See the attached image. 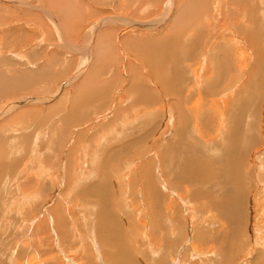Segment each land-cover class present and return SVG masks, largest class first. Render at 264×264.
I'll return each instance as SVG.
<instances>
[{
    "label": "rangeland",
    "instance_id": "374dc122",
    "mask_svg": "<svg viewBox=\"0 0 264 264\" xmlns=\"http://www.w3.org/2000/svg\"><path fill=\"white\" fill-rule=\"evenodd\" d=\"M242 32L263 50L246 74L228 68V50L247 49ZM207 65L201 86L191 72ZM263 65L264 0H0V264H264V243L243 245L240 221L214 222L263 204L264 169L250 162L264 147ZM221 89L229 122L206 114L203 141L190 126L179 138L162 113L138 119L152 92L171 110L178 92L205 106ZM160 155L194 180L162 186ZM183 190L206 199L184 203ZM203 201L216 205L211 222L209 209L189 215Z\"/></svg>",
    "mask_w": 264,
    "mask_h": 264
},
{
    "label": "bare ground",
    "instance_id": "6f19581e",
    "mask_svg": "<svg viewBox=\"0 0 264 264\" xmlns=\"http://www.w3.org/2000/svg\"><path fill=\"white\" fill-rule=\"evenodd\" d=\"M226 19H227V17H226ZM225 19V20H226ZM254 22V21H253ZM247 25H249V24H247ZM250 29V28H249ZM174 30V29H173ZM240 31V30H239ZM252 32V31H251ZM243 33V32H242ZM233 34V33H232ZM240 34H241V31H240ZM244 34V33H243ZM248 34V33H247ZM237 35V34H236ZM244 38H243V40L240 38V37H238L237 36V38L240 40L239 42L240 43H242V44H246L247 45V49H245V48H243L242 50H234V51H232V50H228V55L227 56H229V58L231 59V62L229 63V65L228 66H230V67H228V68H234V70L235 71H238V72H240V70L242 71V73L243 74H246V72L248 71V69H249V65H250V63L252 64V63H257L256 65H255V67H259L260 65H261V61H259V59H260V57H261V53L260 52H262L263 53V50L261 51V50H259L257 47H259L260 45H258V43H257V41H256V39L254 38V37H252V38H249V37H247V35L245 36V34L244 35H242ZM235 38H236V36H235ZM238 41V40H237ZM234 42V41H233ZM233 42L231 43V44H233ZM239 42H236L235 41V45L237 44H239ZM239 46V45H238ZM243 46V45H242ZM237 47V46H236ZM258 52H259V54H258ZM227 54V53H226ZM254 57L255 59L257 58L258 59V61H256V62H254V60H252V58H250V57ZM253 58V59H254ZM213 59H214V57H213ZM261 60V59H260ZM263 61V60H262ZM204 64V63H203ZM214 66V65H213ZM251 66V65H250ZM264 66V65H263ZM202 67V66H201ZM223 68H225V67H223ZM246 69H247V71H246ZM252 70H251V73H250V77L251 76H253L254 75V67H252L251 68ZM197 70H199L198 68H196V69H194V71H192L191 73H192V78H193V80H198V82H196V83H198V84H200L201 86L203 85V83L205 82V81H209L210 79H212V77H213V74H212V69L210 68V66L209 65H207V67H206V69L204 70V72H203V75H200V73H199V71H197ZM223 70V69H222ZM227 70V69H226ZM231 70V69H230ZM229 70V71H230ZM220 72H222L221 70H220ZM231 73V72H230ZM218 74V73H217ZM223 74H221L220 76H222ZM224 76V75H223ZM234 79V77L232 76L231 78H229V75H227L223 80H221V82H226V83H230L231 81H234L233 80ZM202 80V81H201ZM194 83V82H193ZM211 83V82H210ZM218 83H220V80L218 81ZM233 83V82H232ZM209 84V83H208ZM220 85H221V83H220ZM148 88V87H147ZM189 88V87H188ZM243 89H244V87H242ZM190 90V89H189ZM193 90V89H192ZM207 90V89H206ZM224 90L225 89H221L219 92H217V93H214V94H212L211 96L213 97L212 99H211V101L209 102L208 101V103H207V105H203L202 104V96H199V99L197 100V101H195V102H193V105L190 103V96H191V93L190 92H187V94H184L183 92H182V94L181 93H177V94H175V95H173V99H174V101L175 102H173L172 103V108H178L177 106H176V103H180V107L178 108V109H176V110H174V112H173V110H172V108H171V110H170V107H171V105H168V104H166V105H163V103L161 104V107L160 108H156L155 107V105H160V103H159V98H158V95H157V93L156 92H152V95H151V97L148 99V103H149V105H147L141 112H142V114H139V116H138V119H139V121L141 120V122H140V124L142 123L143 124V126H144V124H145V122L144 121H146L145 120V118L147 117V121H146V125H148V123H149V121L152 119V121H153V123H154V119H155V117L157 116V115H159V114H163L164 116H165V118H168L169 120H170V122H171V118H172V120H173V122H174V126H175V131H176V135L179 137V138H181L182 136H180L181 134H180V130H182V131H184V129L185 128H187V126H190L191 127V132L193 131V133H194V135L197 137V139L199 140V139H204V138H206V136H207V134H206V131H205V125H203V120H204V117H205V115L206 114H212V115H214V116H216L217 115V126H218V128H221V129H223V126H224V124H225V126H227V124H228V120H229V116H228V114L230 115V110H231V102L229 101V100H227V101H223V99H222V101H220L219 100V98L217 97V96H223V93H225L224 92ZM146 92V91H145ZM148 92V91H147ZM151 92V91H150ZM196 92V91H195ZM211 92V91H210ZM214 92V91H213ZM184 94V95H183ZM227 95V94H226ZM224 96V97H227V96ZM144 97V96H143ZM142 97V98H143ZM155 97H157L158 98V103H153V100H154V98ZM140 99V98H139ZM161 99V98H160ZM221 99V98H220ZM142 102V101H141ZM140 104V103H139ZM189 104H191V106L189 105ZM141 105V104H140ZM158 105H157V107H158ZM201 105H203V107L201 106ZM264 107V106H263ZM140 112V113H141ZM172 113H173V116H172ZM226 113H227V115H226ZM262 114V113H261ZM154 118V119H153ZM231 118V117H230ZM263 118V117H262ZM157 119V118H156ZM164 119V118H163ZM177 121V123H176V121ZM126 120V119H125ZM158 121L160 120V118L159 119H157ZM139 121H138V123H139ZM261 121V120H260ZM209 121H206V123H208ZM157 123V122H156ZM123 125V124H122ZM138 125V124H137ZM140 126V125H139ZM142 126V125H141ZM156 126V125H155ZM261 127V126H260ZM135 128V127H134ZM262 128V127H261ZM148 129H150V128H148ZM147 132H148V130L147 129H145ZM145 130H144V132H145ZM151 131V129L149 130V132ZM189 131H190V129H189ZM218 131V135H219V133H221V131L218 129L217 130ZM226 131H228V130H226ZM262 131V130H261ZM229 133V132H228ZM231 133V132H230ZM144 134V133H143ZM151 134V133H150ZM188 134V133H187ZM186 134V135H187ZM232 135V134H231ZM148 136V135H147ZM145 137L146 138V140L148 139V137ZM157 137L156 138H158V136L159 135H156ZM164 136V135H163ZM162 136V137H163ZM188 136H190V137H192V133H191V135H188ZM195 136H193V137H195ZM185 137V136H184ZM187 137V136H186ZM189 137V138H190ZM210 137H211V140H214V135H210ZM215 137H217V134L215 135ZM145 138H143V140L145 139ZM156 138H154L153 139V141L152 142H154L155 141V139ZM137 139H139V138H137ZM136 139V140H137ZM196 139V138H195ZM135 140V141H136ZM162 140V139H161ZM183 140H184V138H183ZM183 140H182V142H183ZM188 140V139H187ZM192 140V139H191ZM191 140H189V141H191ZM134 141V143H136ZM142 141V140H141ZM203 141V140H202ZM201 141V142H202ZM173 142V141H172ZM176 142V141H175ZM208 142H209V140H208ZM211 142H213V141H211ZM174 143V142H173ZM190 143V142H189ZM196 143H197V141H196ZM203 143V142H202ZM264 143V142H263ZM154 144V143H153ZM158 144V143H157ZM161 144H163V143H161ZM166 144V143H165ZM192 144V143H191ZM200 144V143H199ZM262 144V143H261ZM174 145V144H173ZM161 146V145H160ZM178 148V147H177ZM180 149V148H179ZM151 150V149H150ZM256 150V149H255ZM159 151V150H158ZM264 151V147L257 153V154H251V157H250V159L252 160V161H250L251 162V164L253 165V161H256V162H258V160H259V162L258 163H260L259 165H260V168H262V169H264V154H262V152ZM146 153V152H145ZM161 153V152H160ZM140 154V153H139ZM157 154V153H156ZM165 154V153H164ZM181 154V153H180ZM240 154V153H239ZM143 155V154H142ZM172 155V154H171ZM139 155H137L136 157H138ZM172 156H174V155H172ZM142 157V156H141ZM164 157H165V155H163V156H161L160 155V160H161V167L163 168V171H164V173L166 174L165 175V177H163V179H162V183H161V185L163 186L164 185V187L165 186H167V185H169V186H171V187H174V185H172V184H175L176 185V187H178V185L177 184H179V185H181L182 184V182L186 179V180H194V175L193 174H190V175H188V176H184L183 175V173H178L177 174V168H178V166H179V164H177V162H178V160H177V157H170L171 158V160H169L168 162H169V164H168V166L166 165V162H165V159H164ZM181 157V156H180ZM139 158V157H138ZM169 158V159H170ZM140 159V158H139ZM181 159V158H180ZM185 159H187V158H185ZM184 159V161H183V163L185 162L186 163V165H188L189 166V163H191L188 159H190L189 157H188V159L187 160H185ZM159 160V161H160ZM133 162L135 161V158H134V160H132ZM137 161V160H136ZM175 161H177L176 163H175ZM236 161H237V163H238V165L241 163V162H239L238 161V158L236 159ZM130 162V161H129ZM151 161H149L148 163H150ZM250 162H249V164H250ZM255 162V163H256ZM127 164V163H126ZM133 164V163H132ZM236 164V163H235ZM159 165V164H158ZM237 165V166H238ZM251 165V166H252ZM137 166V165H136ZM250 166V167H251ZM256 166V165H255ZM132 166L131 165H127V168H126V170H127V172H129V173H131V171L132 170H136V169H132L131 168ZM241 168H242V166H240V172H241ZM254 168V167H253ZM252 168V169H253ZM256 168V167H255ZM258 168V167H257ZM256 168V169H257ZM184 169V168H183ZM256 169H254V170H256ZM259 169V168H258ZM257 169V170H258ZM172 170H174V171H172ZM204 170V169H203ZM146 171V170H145ZM177 171V172H176ZM217 171V170H216ZM216 171H214V172H216ZM222 171H224V170H222ZM125 173H126V171H124ZM220 173H222V172H220ZM257 173V172H256ZM258 173H261V171L260 172H258ZM123 174V173H122ZM223 174V173H222ZM241 174H242V172H241ZM88 175V174H87ZM134 175V174H133ZM252 175V174H251ZM259 175V174H258ZM126 176V175H125ZM124 176V177H125ZM128 176V175H127ZM245 176V175H244ZM254 176V175H253ZM169 177H172L171 179L169 178ZM255 177H256V174H255ZM127 178H129V177H125V179H127ZM182 178H185V179H182ZM217 180H218V178L220 179L221 178V175L220 174H218V176L217 177H215ZM122 179V178H121ZM261 179V178H260ZM256 180V179H255ZM143 183L145 182V185H144V187H145V191H146V198H148L149 200H147V204H149L150 206H154L155 205V203H156V198L154 199V195H153V193H152V195H150V190H151V182L149 181V184H147L146 182H147V180H145V178L143 177ZM173 181V182H172ZM166 182L168 183V184H166ZM186 182V181H185ZM212 183V182H211ZM128 184V183H127ZM262 184V183H261ZM190 186V185H189ZM218 186H219V184H218ZM261 186V185H260ZM126 187H128V186H126ZM170 187V188H171ZM180 187V186H179ZM261 187H263V186H261ZM155 188V187H154ZM213 188V187H212ZM125 189H127V188H125ZM192 189V188H191ZM204 189V188H203ZM143 190V189H142ZM190 190V189H189ZM212 190V189H211ZM127 191V190H126ZM153 191V190H152ZM171 191V190H170ZM186 191V190H185ZM185 191L183 190V194H181V196L179 195V200H182L184 203H186L187 202V204H189V203H192V201H194V202H196V201H198V200H196V199H199V201H200V198H204V195H206L205 193L203 194V193H191V194H188V195H186V194H184L185 193ZM175 192H177V191H175ZM187 192H188V189H187ZM172 193H174L173 191H172ZM158 194V193H157ZM156 195V194H155ZM159 195V194H158ZM158 195H157V197H158ZM164 195V194H163ZM175 195V194H174ZM173 195V196H174ZM160 196V195H159ZM170 196V195H169ZM172 196V197H173ZM176 196H177V194H176ZM171 197V198H172ZM175 197V196H174ZM160 198H161V196H160ZM170 198V197H169ZM170 198V199H171ZM196 198V199H195ZM162 199V198H161ZM204 199H206V198H204ZM262 199V202H260V201H258V202H260V203H263L262 205H259L258 207H257V209L255 210V207L254 208H251L250 209V211L249 212H244V208H243V205L240 207V209L239 210H241V211H243L242 213L240 212V214L238 215L237 214V212H238V210H237V212L235 213V214H233L232 215V217H229V213L227 214V213H225L224 211V213L225 214H227V216L228 217H226L225 218V224L223 223V221H222V219L220 218V217H223V215H221L220 217H217V219L214 221V222H217L218 220H219V222L221 223V225H220V223H219V225H220V227H222L223 229L224 228H226V230H227V220L228 219H232L233 221L235 220V222H236V220H238V221H240L241 222V226H240V228H245L243 231H242V234H243V237H244V243H243V245L244 244H247V242H250V243H253V244H255V242H256V244H260V242H263L264 243V199H263V197L261 198ZM203 200V199H202ZM214 200V199H213ZM253 200V199H252ZM161 201V200H160ZM159 201V202H160ZM166 201V200H165ZM168 201V200H167ZM143 202V201H142ZM158 202V203H159ZM161 202H163V199H162V201ZM218 202V201H217ZM221 202H222V200H221ZM216 203V202H215ZM166 204V210H165V212L167 211V213L168 214H170V213H172V215H169V217L171 218V221H169V225H171V226H180V221L178 222V218H179V216H177L176 218H175V214L174 213H176V208H178V210L181 212V210H180V208L178 207V205L175 203L174 204V201H168V203H165ZM252 204V203H251ZM160 205H161V203H160ZM213 205H214V203H213ZM213 205H208V202H205V201H203V202H201V203H198V206L196 205L195 207L193 206L192 207V209H188L189 211V215L190 214H192L193 216H194V218L195 217H199V211L200 212H202L203 213V211L204 210H207V209H209L207 212H209V216H208V218H209V220H210V222L211 221H213V219H212V217L211 216H213V213H212V209H214L213 208ZM144 206H146V205H144ZM216 205H214V207H215ZM234 207V206H233ZM250 207V206H249ZM200 208V209H199ZM216 208V207H215ZM223 208V207H222ZM237 208V207H236ZM197 209H199V210H197ZM220 209V208H219ZM136 210H137V208L136 209H134L133 211H135L136 212ZM150 210V209H149ZM215 210V209H214ZM216 211H217V208H216ZM152 212V211H151ZM164 212V211H163ZM162 212V213H163ZM238 212V213H239ZM146 216H148L149 217V214H148V211L146 210ZM201 213V214H202ZM215 213V212H214ZM154 214V213H153ZM220 214V213H219ZM223 214V213H222ZM237 214V215H236ZM245 214H246V216H245ZM216 215V214H215ZM142 216V215H141ZM154 216V215H153ZM218 216V215H217ZM148 217H147V219H148ZM152 217V216H151ZM224 218V217H223ZM180 219V218H179ZM122 220V219H121ZM151 220H152V218H151ZM174 220V221H173ZM247 220V221H246ZM143 221V220H142ZM202 221V220H201ZM208 222V221H207ZM245 222H246V225H245ZM143 227H147L148 226V224L144 221L143 223ZM181 224H182V218H181ZM195 224V223H194ZM218 225V224H217ZM126 226V225H125ZM190 226V225H189ZM101 228V227H100ZM99 228V229H100ZM171 228V227H170ZM123 229V228H122ZM177 229L178 228H176V230H175V228L173 229L172 228V232L175 230L176 232H177ZM91 231V230H90ZM171 232V233H172ZM223 232V231H222ZM100 235V234H99ZM116 235V234H115ZM145 235H147L146 233H145ZM178 235V234H177ZM212 235V234H211ZM216 236V235H215ZM148 237V236H147ZM217 237V236H216ZM223 237V236H222ZM121 238V237H120ZM145 238V237H144ZM198 238V237H197ZM211 238H213L212 236H211ZM211 238H210V241H212L211 240ZM219 238V237H218ZM221 238V237H220ZM196 239V238H195ZM103 240V239H102ZM123 240V239H122ZM149 240V239H148ZM174 240H175V238H174ZM246 240V241H245ZM256 240V241H255ZM222 240H220V242H221ZM217 242V241H216ZM215 242V243H216ZM195 243V242H194ZM209 243V242H208ZM104 244H105V240H104ZM158 244V243H157ZM197 244V243H196ZM203 244V243H202ZM202 244H201V247H202ZM221 244V243H220ZM255 244V245H256ZM193 245V244H192ZM204 245V244H203ZM205 245H207V244H205ZM257 246V245H256ZM261 246V245H260ZM106 247V246H105ZM138 247V246H137ZM158 247V246H157ZM252 247V246H251ZM254 247V246H253ZM259 247V246H258ZM257 247V249H259ZM127 248V247H126ZM151 248V247H150ZM260 248H262V246L260 247ZM157 249V248H156ZM130 250V249H129ZM208 251H210V252H212V250H213V248H211V249H207ZM262 250V249H261ZM107 251V250H106ZM158 251V250H157ZM215 251V250H214ZM108 252V251H107ZM107 252H105V253H107ZM126 254V253H125ZM158 254V253H157ZM212 254V253H211ZM214 254V253H213ZM212 254V255H213ZM263 253L262 252H259L258 253V255L260 256V255H262ZM118 255V254H117ZM173 255V254H172ZM199 255V254H198ZM197 255V256H198ZM106 256V255H105ZM195 256V255H194ZM156 257V256H155ZM172 257V256H171ZM200 257V256H199ZM208 257V256H207ZM86 258V257H85ZM111 262V261H110ZM206 263V262H205ZM208 263V262H207ZM211 264V263H210ZM263 264V263H262Z\"/></svg>",
    "mask_w": 264,
    "mask_h": 264
}]
</instances>
